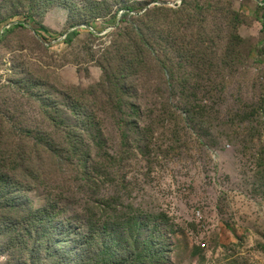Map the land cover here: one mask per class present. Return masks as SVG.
<instances>
[{
	"label": "rangeland",
	"instance_id": "1",
	"mask_svg": "<svg viewBox=\"0 0 264 264\" xmlns=\"http://www.w3.org/2000/svg\"><path fill=\"white\" fill-rule=\"evenodd\" d=\"M122 1L182 2L0 0V226L51 202L80 234L109 226L122 252L153 236L165 264H264V0L154 13L124 115L101 91ZM1 237L0 264H33L23 237Z\"/></svg>",
	"mask_w": 264,
	"mask_h": 264
},
{
	"label": "trees",
	"instance_id": "2",
	"mask_svg": "<svg viewBox=\"0 0 264 264\" xmlns=\"http://www.w3.org/2000/svg\"><path fill=\"white\" fill-rule=\"evenodd\" d=\"M7 1L9 0H2L4 3ZM43 1L35 0L37 6H29L37 7L40 10L47 5ZM111 2L113 3L115 0H111ZM109 3L102 2L100 6L106 7L109 6ZM152 3H158V1ZM93 4L96 5V3ZM122 5L116 15L115 31L118 37L112 41L107 49L108 52H111L110 50L115 48V54L109 59L105 57L101 60V67L104 71L101 79V91L107 94V101L103 100V103L110 105L115 102L113 107L118 110V113L124 115L127 107L130 108L131 113L137 111L136 106L131 102L133 77L138 73L146 77L147 53L150 46L147 21L154 13L182 12L186 9L187 3L186 0H182L176 11L155 7L154 9L146 8L144 13H142L144 7H139L131 1H122ZM146 5H150V3ZM18 24L21 25L22 23L18 22ZM103 29L101 28V32ZM35 31L45 32L48 30L40 26ZM135 33L138 36L137 44L134 42ZM75 115L82 118L83 121L74 125V130L79 129L88 135L92 128L91 117L80 115L76 110ZM70 144L76 149L79 140L72 139ZM50 147L48 146V149ZM8 180L6 175H2L0 178L4 184ZM3 197H6V200L11 199L0 188V199ZM6 204H10L9 212L16 208L12 202ZM23 212L25 213L22 216L24 219L17 221L12 220V217L3 219L4 222L0 226L1 238L3 239L2 246L9 248L10 243H19L20 237H23L25 252L30 254L29 259L33 264H87L85 260H89V264H165L164 248L155 244L153 236L152 240L141 242L142 247H140L139 242L136 248L130 245L122 252L117 248L119 237L115 231L109 229V226L101 227V223L98 225L91 224L87 228L89 231L80 234L85 226L76 227L72 220L62 219L61 213L56 210L54 203L50 202L45 207L23 210ZM21 223L23 224L22 234L19 231ZM16 230L19 232H15ZM13 233H15L14 236Z\"/></svg>",
	"mask_w": 264,
	"mask_h": 264
},
{
	"label": "water",
	"instance_id": "3",
	"mask_svg": "<svg viewBox=\"0 0 264 264\" xmlns=\"http://www.w3.org/2000/svg\"><path fill=\"white\" fill-rule=\"evenodd\" d=\"M181 1V0H180Z\"/></svg>",
	"mask_w": 264,
	"mask_h": 264
}]
</instances>
